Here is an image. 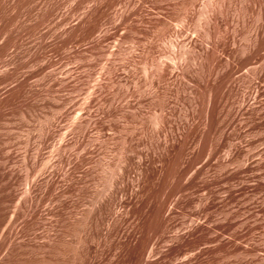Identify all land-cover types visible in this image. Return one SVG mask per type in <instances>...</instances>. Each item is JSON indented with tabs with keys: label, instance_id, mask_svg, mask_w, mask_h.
Segmentation results:
<instances>
[{
	"label": "rangeland",
	"instance_id": "rangeland-1",
	"mask_svg": "<svg viewBox=\"0 0 264 264\" xmlns=\"http://www.w3.org/2000/svg\"><path fill=\"white\" fill-rule=\"evenodd\" d=\"M0 264H264V0H0Z\"/></svg>",
	"mask_w": 264,
	"mask_h": 264
}]
</instances>
